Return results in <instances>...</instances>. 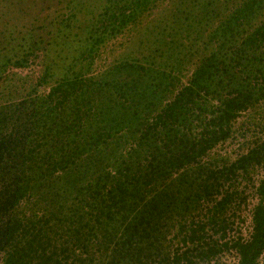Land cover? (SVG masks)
<instances>
[{
    "label": "trees",
    "instance_id": "obj_1",
    "mask_svg": "<svg viewBox=\"0 0 264 264\" xmlns=\"http://www.w3.org/2000/svg\"><path fill=\"white\" fill-rule=\"evenodd\" d=\"M71 12L29 86H5V70L52 48L45 38L30 31L1 55L0 264H196L229 247L258 264L264 177L251 238H222L226 209L246 200L233 182L264 163V141L209 156L264 101V0H105L83 23ZM127 30L135 47L98 68Z\"/></svg>",
    "mask_w": 264,
    "mask_h": 264
},
{
    "label": "rangeland",
    "instance_id": "obj_2",
    "mask_svg": "<svg viewBox=\"0 0 264 264\" xmlns=\"http://www.w3.org/2000/svg\"><path fill=\"white\" fill-rule=\"evenodd\" d=\"M104 2L105 0H0V65L3 62L1 55L5 53L15 55L18 53L17 49L24 37L26 42L30 41L27 39V33L30 31H34L37 35L40 34L45 38L44 44L48 45V48L52 47L49 50L44 49L39 57L32 56L26 66H9L5 70L8 77L5 86L11 89L13 87L23 89L29 86L42 73L44 56L47 53L50 56H55L57 49L61 47L55 45V40L60 34H66L65 30L69 25V17L73 19L70 15L71 10L75 13L76 18H80L78 19L81 21L80 23H83L84 20L91 19L96 13L100 12ZM169 4V1H165L151 12L150 18L157 16L159 11L162 8L165 10ZM70 21L74 24H70L71 26L78 27L80 25L74 20ZM88 28L90 29V27ZM134 33L136 34L137 30H127L123 34L115 36L114 39L102 47V55L98 59V68L105 67L114 59L128 54L129 50L135 47L132 43L127 45L128 38L133 37ZM68 47L63 42V48ZM6 95H9V93ZM262 141H264V101L253 114V117L243 114L239 118L234 136L216 146L211 151L209 158L218 163H223L224 160L232 161L239 154L246 152L250 147ZM262 175H264V163L250 168L249 176L239 175L233 182V188H236L242 196H245L246 200L240 203L239 198L235 205L229 206L225 211V217H228L229 221V229L227 236L222 239L229 240L230 244L233 235L237 234L238 227H241L244 232V227L248 221L247 216L251 212L254 201H256L255 184ZM194 214H197V211L192 216ZM198 218H202V216L199 214L195 220ZM208 233L214 238H220V234L211 228ZM211 259L215 263H212ZM211 259L205 262L197 259L196 264H235L237 259L236 250L232 247L226 248L217 257ZM262 260V264H264V257Z\"/></svg>",
    "mask_w": 264,
    "mask_h": 264
},
{
    "label": "built area",
    "instance_id": "obj_3",
    "mask_svg": "<svg viewBox=\"0 0 264 264\" xmlns=\"http://www.w3.org/2000/svg\"><path fill=\"white\" fill-rule=\"evenodd\" d=\"M262 177H264V175H262ZM261 177V178H262ZM260 178V179H261ZM260 179H258L257 181H256V184H255V190H256V188H257V186H258V184H259V181H260ZM255 200L256 201H254V204H253V207H252V209H251V212H250V214L247 216V218H248V221H247V223H246V226L244 227V232L241 230V227H238V231H237V234H235V235H233V240H235V239H237L238 237H241L243 240H249L250 238H251V236H252V234H253V232H254V222H253V210H254V206H255V204H257L258 202H260L261 201V197L257 194V192L255 193ZM262 201H263V203H264V198L262 199ZM240 231V232H239ZM236 254H237V259H236V263L235 264H239V261H240V255H239V253L236 251ZM263 257H264V252H263V254L261 255V257H260V259H259V262H258V264H262V262H263ZM212 260V259H211ZM212 263H215V261L214 260H212Z\"/></svg>",
    "mask_w": 264,
    "mask_h": 264
}]
</instances>
